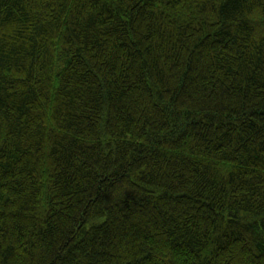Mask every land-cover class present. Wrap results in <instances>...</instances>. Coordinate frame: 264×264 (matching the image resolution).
<instances>
[{
    "label": "trees",
    "instance_id": "trees-1",
    "mask_svg": "<svg viewBox=\"0 0 264 264\" xmlns=\"http://www.w3.org/2000/svg\"><path fill=\"white\" fill-rule=\"evenodd\" d=\"M0 264H264V0H0Z\"/></svg>",
    "mask_w": 264,
    "mask_h": 264
}]
</instances>
